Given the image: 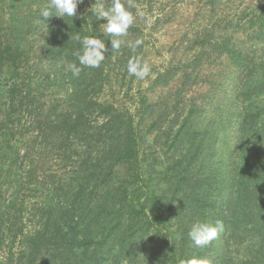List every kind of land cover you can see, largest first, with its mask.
<instances>
[{
    "label": "trees",
    "instance_id": "16d2710c",
    "mask_svg": "<svg viewBox=\"0 0 264 264\" xmlns=\"http://www.w3.org/2000/svg\"><path fill=\"white\" fill-rule=\"evenodd\" d=\"M230 1H200L199 24H205L204 32L207 30L208 36L209 33L212 36H209L210 48L205 47V41L197 46L200 54L194 62L197 64L201 60L202 51L210 54L215 50L216 54L211 53L215 56L209 57L211 62L226 56L230 65L244 72L251 65L249 55L252 54L249 53H254L255 58L260 53L255 47L264 46V0H232V8ZM99 2L110 6L111 0ZM122 2L134 16L143 10L162 21L173 17L168 8L175 11L176 4L184 3L183 0L180 3H176L177 0L170 3L168 0ZM95 3L96 0H83L78 5L76 17L53 19L43 32L44 52L65 66L73 62L78 64L74 55L81 49L80 42L75 39L78 33L81 37L104 39L108 48L105 61L98 68H83L79 78L73 77L68 70L71 89L59 95L60 113L54 114L53 121L50 118L48 127L47 122L40 121L42 111L32 110L33 101L26 102V98H22L20 104L32 128L23 138L25 162L22 170L26 182L22 187L50 190L55 196L54 204L44 200L42 207L47 212H57L60 219L54 221V232H51L49 223L40 221L27 225L22 215L24 206L17 205L21 199L12 202L8 210L0 208V264H47L49 257L59 258L58 264H74L76 259L69 256L73 247L70 249L66 245L79 238L84 245H80L77 252L90 250L91 255L76 264H93L98 260L104 264H112L113 260L116 264H180L181 260L192 256L207 264H264V197L258 194L264 188V161L252 164L256 176L260 175L262 180L251 183V162L244 146L239 152L242 162L235 170L224 171L221 167L222 174L228 177L225 175L223 179L222 174L220 177L214 175L220 172L219 167L195 175L190 164L175 163L174 159L158 163L157 157L164 158V154L148 156L150 153L143 152L142 142L149 134V129L145 135L142 133L148 102L139 101L133 113L124 104L106 99L112 92L109 69L115 57L111 55L108 38L100 30L103 20L98 21L89 11ZM209 23H214L212 30L207 29ZM217 34L221 40L213 38ZM240 80L243 83L240 91L250 88L249 81ZM247 115V111L243 112L238 123L243 134L241 139L248 132L250 118ZM42 125L45 126L41 129L42 141L48 140L44 146L37 142L36 136ZM48 144H51L50 149ZM199 154L202 156L203 151ZM51 162L55 168L54 172H49L52 178L43 173ZM57 167L60 168L56 170ZM43 179L51 181L46 183ZM223 184L231 185V194L226 200L212 195ZM167 186L178 190L182 197L178 204L174 201L178 211L172 217L175 223L166 221L167 227L162 228L164 214L156 212L157 222H154L149 203H161L164 199L159 194ZM197 209L201 210L199 219L202 221H223L225 228L221 234L224 239L227 237L225 242L216 240L202 249L194 247L187 233L195 212H190V216L184 212ZM155 210L157 208H153ZM82 216L87 217V223L81 225L83 229L79 232L77 229L81 226L75 230L72 225L77 226L75 219L80 220ZM6 235L18 239L9 242ZM18 235L20 237H16ZM16 242L22 243L23 249L16 248ZM165 244L167 253L158 255L149 250ZM148 253L156 256L152 259L153 255L148 257Z\"/></svg>",
    "mask_w": 264,
    "mask_h": 264
},
{
    "label": "rangeland",
    "instance_id": "374dc122",
    "mask_svg": "<svg viewBox=\"0 0 264 264\" xmlns=\"http://www.w3.org/2000/svg\"><path fill=\"white\" fill-rule=\"evenodd\" d=\"M183 1L184 3L174 6L175 11L168 8L170 13L173 12V17L169 20L162 21L143 10H139L142 15L134 16V23L129 28L128 35L123 38L125 44L115 53L111 48V55L115 57L113 66L109 69V87L112 92L107 94L106 99L124 104L133 113H136L139 101L145 99L148 102L142 133L145 135L149 129V134L145 136L142 147L143 152L150 153L148 156L164 154V158L157 157L158 163H169L174 159L175 163L190 164L192 174L195 175L205 169L211 168L214 171L215 167H219L220 172H215L214 175L220 177L221 167L224 171L235 170L241 164L239 152L242 150L240 147L244 146L246 157L251 162L249 182H260L261 176H256L252 164L258 165L264 161V46L255 47V51L260 52H257L255 58L254 53H249L252 54L249 55L251 65L244 72L239 67L230 65L226 56L211 62L209 57L215 56V50L210 54L202 51L201 60L195 64V57L200 54L197 46L200 47V43L205 41V47L210 48L209 36L212 35L209 33L208 36L207 30L204 32L205 24H199L201 0ZM233 1L229 2L230 8L234 5ZM47 2L48 0H0V208L8 210L12 202L21 199L17 205L24 206L22 215L26 217L27 225H36L40 221L49 223L50 231L54 232V221L60 219V215L57 212H47L42 206L44 200L53 205L55 196L50 190L22 187V183L26 182L22 170L25 162L23 138L29 135L32 128L31 123L25 119L22 106L20 107L21 99L33 101L32 110L42 111L40 121L47 122L48 127L50 118L53 121L54 114L60 113L62 103L59 95H64L71 89L65 64L49 58L44 52V29L56 18H51L48 24L36 22L40 8ZM176 3H180V0ZM105 23L107 21L103 20L102 24ZM213 24L209 23L207 29L212 30ZM195 31L198 32L197 35ZM217 35H213V38L221 40ZM106 38L108 41L111 39ZM137 40L141 41L139 46H129L135 45ZM134 57L141 63L147 62L151 69L149 76L143 80L130 76L127 71L128 62ZM260 58L263 59L262 62L259 61ZM240 78L249 81L250 88L240 91L239 87L243 85ZM49 111L51 112L48 113ZM245 111L248 112L250 123L248 132L241 139L243 134L238 123ZM44 127L42 125L36 135L37 142L42 146L48 141H42L41 129ZM50 146L48 144L49 149ZM53 165L51 162L43 170L44 176L52 175L49 172H54ZM58 168L60 167L56 170ZM225 175L227 177V174H222V179ZM43 181L47 183L51 179ZM217 189L212 195L219 196L220 199L226 200L231 194L230 184L220 185ZM258 194L264 197V188ZM159 195L164 200L161 203L151 201L150 213L156 219L154 222H157L156 212L163 213L165 220L161 227L166 228V221L175 223L172 217L178 211L174 201L178 204L182 193L167 186ZM153 208L157 210L153 211ZM190 212H195L194 221L199 219L200 209L184 212L189 213L184 215L190 216ZM12 213L16 215L13 209ZM75 222L78 225L72 227L76 230L78 226L87 223V217L82 216L80 220L75 219ZM82 229L81 226L77 231ZM220 236L222 238L217 241L227 240L223 234ZM6 238L9 242L18 239L11 235H6ZM80 241L81 238L66 245L70 249L73 247V253L69 256L77 262L91 255L90 250L77 252L76 249L84 245ZM14 245L19 250L23 249L22 243L16 242ZM154 248L149 250L159 253L158 255L167 253L166 244L161 248ZM105 251L106 249L103 253ZM152 253L147 256L153 255L154 259L156 255ZM48 260L47 264H58L59 258L49 257ZM100 263L104 264L101 260L93 264ZM112 264H116V261L113 260Z\"/></svg>",
    "mask_w": 264,
    "mask_h": 264
},
{
    "label": "clouds",
    "instance_id": "9594fccd",
    "mask_svg": "<svg viewBox=\"0 0 264 264\" xmlns=\"http://www.w3.org/2000/svg\"><path fill=\"white\" fill-rule=\"evenodd\" d=\"M81 3H83V0H48L40 8L36 22L38 24H48V21L53 17L63 19L65 17H76L78 5ZM89 11H91L98 21H107V23L100 26V30L104 37H111L109 41L115 53L125 44L123 38L128 35L129 28L134 23V15L128 11L122 0H111L110 6H106L104 3L96 0V3ZM137 14L142 15L139 12ZM71 39H73V36H71ZM75 39L81 44V49L74 53L78 64L75 62L68 63L66 68L72 73L73 77L79 78L83 68H98L101 66L102 62L106 59L108 48L104 39L95 36L81 37L77 33L75 34ZM140 44L141 41L137 40L135 45L129 46L135 48ZM127 71L130 76L143 80L149 76L151 69L147 62L141 63L138 58L134 57L129 60ZM224 228L222 220H216L212 223L197 219L192 223L187 236L192 241L194 247L202 249L217 240L224 231ZM179 239L181 237L178 235L177 240ZM180 264H207V262L196 256H192L186 260H181Z\"/></svg>",
    "mask_w": 264,
    "mask_h": 264
}]
</instances>
